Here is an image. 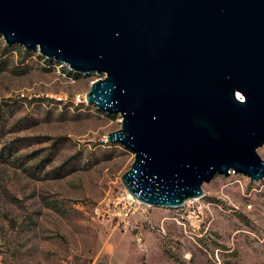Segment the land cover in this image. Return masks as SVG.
<instances>
[{"label": "water", "instance_id": "1", "mask_svg": "<svg viewBox=\"0 0 264 264\" xmlns=\"http://www.w3.org/2000/svg\"><path fill=\"white\" fill-rule=\"evenodd\" d=\"M0 36L99 75L85 98L121 115L106 140L134 154L121 182L138 201L264 178V0H0Z\"/></svg>", "mask_w": 264, "mask_h": 264}, {"label": "rangeland", "instance_id": "2", "mask_svg": "<svg viewBox=\"0 0 264 264\" xmlns=\"http://www.w3.org/2000/svg\"><path fill=\"white\" fill-rule=\"evenodd\" d=\"M26 51L0 36V264H264V178L233 170L121 229L134 154L106 140L121 115L86 101L98 74Z\"/></svg>", "mask_w": 264, "mask_h": 264}, {"label": "built area", "instance_id": "3", "mask_svg": "<svg viewBox=\"0 0 264 264\" xmlns=\"http://www.w3.org/2000/svg\"><path fill=\"white\" fill-rule=\"evenodd\" d=\"M43 58L45 60H51V59H47L44 56H43ZM52 61L55 62L54 66L56 68H58L59 70H61L63 67H66L69 69L68 65L65 64L64 62H59V61H56L54 59ZM118 203L122 204L123 209L127 210L125 216L119 220V224L121 226V229H123L124 231H127L130 228L129 214H136V213L139 214V212H140L144 215V207L148 206V205L138 201L135 197H133L130 193H128L126 189H125L124 193L120 196ZM139 208H141L142 210H139ZM139 240H141V238H139Z\"/></svg>", "mask_w": 264, "mask_h": 264}, {"label": "trees", "instance_id": "4", "mask_svg": "<svg viewBox=\"0 0 264 264\" xmlns=\"http://www.w3.org/2000/svg\"><path fill=\"white\" fill-rule=\"evenodd\" d=\"M26 52H30V51L27 50ZM37 54H38V56H39L40 58H42V60H44L45 63H47L48 66L55 67V66H54L55 62H54V61H52V60H45V59L43 58V56H41L39 53H37ZM62 70H63L65 73H68L69 75H73V74L76 75L75 72H71V71H70L68 68H66V67L62 68Z\"/></svg>", "mask_w": 264, "mask_h": 264}]
</instances>
